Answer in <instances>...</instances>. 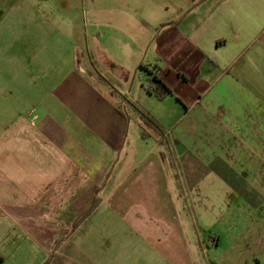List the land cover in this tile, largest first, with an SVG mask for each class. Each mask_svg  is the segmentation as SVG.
Returning <instances> with one entry per match:
<instances>
[{"label": "rangeland", "instance_id": "rangeland-1", "mask_svg": "<svg viewBox=\"0 0 264 264\" xmlns=\"http://www.w3.org/2000/svg\"><path fill=\"white\" fill-rule=\"evenodd\" d=\"M222 1L0 0V50L11 51L3 54L11 60L21 56L12 53V46L31 48L36 65L24 70L22 59L16 58L12 76H25L22 71L45 76L51 88L63 80V90L88 93L96 88L107 99H113V86L128 100L142 103L164 128L162 137L148 134L144 144L137 136L139 123H144L131 120L112 180L92 204L100 200L102 210L109 208L107 193L116 180L149 152L162 153L174 185L179 177L177 207L194 242L195 262L264 264V133L230 127L240 126V118L215 109L202 80L211 63L197 55L193 39ZM39 61L45 62L40 68ZM140 66H157L173 96H149L143 89L149 77ZM183 73L190 78L185 80ZM262 106L260 95L258 101L245 102L242 112L252 114ZM143 126L148 133L155 130ZM86 212H73L71 225L58 229L43 246L20 242L14 230H4L11 236L0 239L2 264H120L104 257L97 261L82 249L92 240L94 226L90 219L82 227Z\"/></svg>", "mask_w": 264, "mask_h": 264}, {"label": "crops", "instance_id": "crops-1", "mask_svg": "<svg viewBox=\"0 0 264 264\" xmlns=\"http://www.w3.org/2000/svg\"><path fill=\"white\" fill-rule=\"evenodd\" d=\"M206 16L202 30L193 36L197 55L211 63L202 78L204 94L224 116L240 118V126L230 127L264 133L263 106L252 114L242 112L245 102L264 98V0H223ZM30 51L16 44L12 53L21 56L7 60L3 54L11 51L0 50V239L8 241L11 234L3 231L12 229L14 239L43 246L73 222V212H86L92 199L106 191L117 154L128 142L129 124L139 119H128L117 109L118 98L130 100L113 86V99H107L96 88L88 87V93L63 90V80L51 88L45 76L42 81L25 71V76H12L16 58L22 59L24 70L36 65ZM39 62L40 68L45 62ZM148 68H155L170 88L157 66ZM130 102L148 112L161 130L144 135L139 123L141 143L151 135L160 138L165 130L159 121L139 101ZM177 181L171 182L162 153L146 154L113 184L107 193L109 208L102 210L98 200L81 223L84 227L93 219L94 224L92 240L82 249L97 261L197 264L194 242L177 207L179 177ZM2 260L0 252V264Z\"/></svg>", "mask_w": 264, "mask_h": 264}, {"label": "trees", "instance_id": "trees-1", "mask_svg": "<svg viewBox=\"0 0 264 264\" xmlns=\"http://www.w3.org/2000/svg\"><path fill=\"white\" fill-rule=\"evenodd\" d=\"M141 69H143L147 75H148V79L149 82L148 84L144 85L145 90L152 94L155 95L159 100H163L166 97L172 95V91L170 88H168L157 76L156 72H155V68L153 69H149L148 67H144V66H140ZM121 100V106L118 105L117 109L123 114L125 115L128 119L129 118H136L139 119L141 122H143L145 126H151L153 128H155L156 132H160V128L157 125V123H155V121L153 120V117L146 111H144L141 107H139V105L137 103H133L130 101H127L125 98H120ZM142 125V131L144 135H147L146 129L144 128V126ZM163 133H160V136L162 137ZM97 206V201L94 200V203L92 204V208L86 212L83 216V220H85L90 213L93 211V209Z\"/></svg>", "mask_w": 264, "mask_h": 264}, {"label": "built area", "instance_id": "built-area-1", "mask_svg": "<svg viewBox=\"0 0 264 264\" xmlns=\"http://www.w3.org/2000/svg\"><path fill=\"white\" fill-rule=\"evenodd\" d=\"M158 72H156V74H157Z\"/></svg>", "mask_w": 264, "mask_h": 264}, {"label": "water", "instance_id": "water-1", "mask_svg": "<svg viewBox=\"0 0 264 264\" xmlns=\"http://www.w3.org/2000/svg\"><path fill=\"white\" fill-rule=\"evenodd\" d=\"M178 150H179V147H178Z\"/></svg>", "mask_w": 264, "mask_h": 264}]
</instances>
